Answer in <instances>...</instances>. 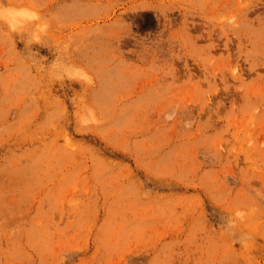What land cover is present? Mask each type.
Returning a JSON list of instances; mask_svg holds the SVG:
<instances>
[{"label": "rangeland", "instance_id": "obj_1", "mask_svg": "<svg viewBox=\"0 0 264 264\" xmlns=\"http://www.w3.org/2000/svg\"><path fill=\"white\" fill-rule=\"evenodd\" d=\"M0 8V264H264V0Z\"/></svg>", "mask_w": 264, "mask_h": 264}, {"label": "clouds", "instance_id": "obj_2", "mask_svg": "<svg viewBox=\"0 0 264 264\" xmlns=\"http://www.w3.org/2000/svg\"><path fill=\"white\" fill-rule=\"evenodd\" d=\"M26 16L27 12L24 10L15 11L6 8H0V18H6L10 25L19 24Z\"/></svg>", "mask_w": 264, "mask_h": 264}]
</instances>
